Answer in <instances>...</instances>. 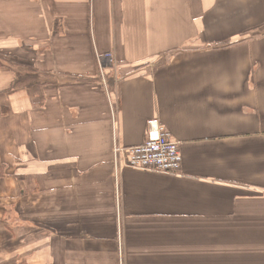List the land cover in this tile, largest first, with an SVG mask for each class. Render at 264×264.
Returning <instances> with one entry per match:
<instances>
[{
    "label": "crops",
    "instance_id": "crops-1",
    "mask_svg": "<svg viewBox=\"0 0 264 264\" xmlns=\"http://www.w3.org/2000/svg\"><path fill=\"white\" fill-rule=\"evenodd\" d=\"M0 56V264H264V0H0Z\"/></svg>",
    "mask_w": 264,
    "mask_h": 264
},
{
    "label": "built area",
    "instance_id": "built-area-1",
    "mask_svg": "<svg viewBox=\"0 0 264 264\" xmlns=\"http://www.w3.org/2000/svg\"><path fill=\"white\" fill-rule=\"evenodd\" d=\"M101 77L105 81L106 69L112 67L114 57L111 54L100 57ZM147 140L139 146L126 150H116L117 158L126 168L153 171L162 174H178L181 171L183 156L178 143L170 133L163 130L158 119L149 121Z\"/></svg>",
    "mask_w": 264,
    "mask_h": 264
},
{
    "label": "trees",
    "instance_id": "trees-1",
    "mask_svg": "<svg viewBox=\"0 0 264 264\" xmlns=\"http://www.w3.org/2000/svg\"><path fill=\"white\" fill-rule=\"evenodd\" d=\"M11 63L12 62L9 61L8 59L0 56V68L9 66ZM35 81H36V75H34V74H26L23 76L18 75V77H17V79L13 85V88L24 87L26 84H28L29 86H33Z\"/></svg>",
    "mask_w": 264,
    "mask_h": 264
}]
</instances>
